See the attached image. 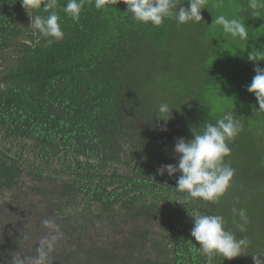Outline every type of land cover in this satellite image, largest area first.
Masks as SVG:
<instances>
[{"label": "trees", "instance_id": "obj_1", "mask_svg": "<svg viewBox=\"0 0 264 264\" xmlns=\"http://www.w3.org/2000/svg\"><path fill=\"white\" fill-rule=\"evenodd\" d=\"M125 2H86L73 21L58 0L56 40L30 25L47 13L0 0V264L34 256L53 218L52 264H206L193 250L194 211L223 215L252 242L247 255L214 264H253L264 252V111L247 86L264 68V0L257 9L207 0L201 22L159 27L134 21ZM221 14L242 19L248 38L213 25ZM253 51L260 59L249 60ZM161 102L172 108L166 131ZM229 111L243 125L225 158L231 186L218 204L188 203L174 189L180 173L157 166L178 163L176 139ZM234 207L246 209L244 233Z\"/></svg>", "mask_w": 264, "mask_h": 264}, {"label": "clouds", "instance_id": "obj_2", "mask_svg": "<svg viewBox=\"0 0 264 264\" xmlns=\"http://www.w3.org/2000/svg\"><path fill=\"white\" fill-rule=\"evenodd\" d=\"M93 3L97 10H106V0H67L63 12L73 21H79L85 3ZM127 11L132 13L134 21L153 26H161L166 19H175L177 24L189 22L199 23L203 20L202 9L206 8L207 0H188V7L177 4V0H127ZM25 9L42 10L47 15L37 14L31 17V27L44 37L59 40L64 37L61 17L56 11L60 7L58 0H22ZM260 0H249V7L257 9ZM213 25L222 27L223 33L241 40L248 38L245 22L235 16L229 18L223 14L215 17ZM260 58L257 52L249 54V60L256 61ZM252 82L247 86V91L253 93L259 104L260 111H264V68L256 67ZM172 108L167 103L161 102L158 106L157 118L165 122L162 127L166 131V124L171 119ZM243 125L233 112L222 115L215 124L208 123L202 132H194L191 140L183 137L177 138L174 152L179 157L176 164L162 165L169 177L180 173L176 187L178 192L186 193L185 200L200 198L203 201L218 204L231 186L235 169L225 158L231 153L229 143L240 133ZM191 198V199H190ZM234 216L239 217V223H233L241 233L246 231L248 222L246 209L233 208ZM194 219L191 237L198 242L199 247L193 250L205 256L206 264H214L215 258L222 256L232 260L241 255H247L251 247V240L246 236L237 238L236 234L226 229L227 221L223 215L204 214L194 211L190 215ZM43 225L52 235L42 239L32 257L19 255L11 258V264H52V253L58 242L60 228L53 219L43 220ZM25 239L28 236L25 235ZM189 243H192L189 241ZM193 244V243H192ZM253 264H264V252L251 254Z\"/></svg>", "mask_w": 264, "mask_h": 264}, {"label": "rangeland", "instance_id": "obj_3", "mask_svg": "<svg viewBox=\"0 0 264 264\" xmlns=\"http://www.w3.org/2000/svg\"><path fill=\"white\" fill-rule=\"evenodd\" d=\"M136 74H137V72H136ZM166 164H173V161L169 160ZM162 165H163V164L161 163L159 166H157V168H161ZM7 197H8V193H4L1 199L4 200V199H6Z\"/></svg>", "mask_w": 264, "mask_h": 264}]
</instances>
